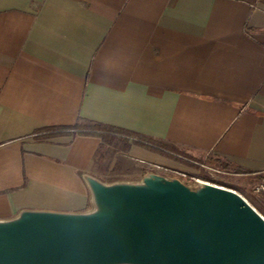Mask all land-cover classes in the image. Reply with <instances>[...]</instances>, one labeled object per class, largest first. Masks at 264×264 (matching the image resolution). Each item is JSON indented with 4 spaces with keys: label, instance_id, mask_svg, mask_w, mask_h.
<instances>
[{
    "label": "crops",
    "instance_id": "obj_1",
    "mask_svg": "<svg viewBox=\"0 0 264 264\" xmlns=\"http://www.w3.org/2000/svg\"><path fill=\"white\" fill-rule=\"evenodd\" d=\"M81 121L186 154L59 130ZM207 158L264 184V0H0V220L85 212L83 176L124 161L136 181Z\"/></svg>",
    "mask_w": 264,
    "mask_h": 264
},
{
    "label": "water",
    "instance_id": "obj_2",
    "mask_svg": "<svg viewBox=\"0 0 264 264\" xmlns=\"http://www.w3.org/2000/svg\"><path fill=\"white\" fill-rule=\"evenodd\" d=\"M83 179L85 212L0 220V264H264V217L233 190L154 172Z\"/></svg>",
    "mask_w": 264,
    "mask_h": 264
},
{
    "label": "rangeland",
    "instance_id": "obj_3",
    "mask_svg": "<svg viewBox=\"0 0 264 264\" xmlns=\"http://www.w3.org/2000/svg\"><path fill=\"white\" fill-rule=\"evenodd\" d=\"M117 159H119V162L117 164V167L121 168V165H123V158L121 156H118ZM206 162H209V159L207 158L205 160ZM202 163L203 166H199L198 170L199 172L197 174L193 175H187V174H175L172 178H177L180 179L182 182L186 184L193 183L197 180L204 181L211 183L213 185H217L220 187H224L230 190L235 191L239 195H241L247 202L248 204H251V206L262 216L264 217V203L263 197L259 194H256L254 192L255 189V184H245L243 181L239 180V178L234 177V176H228L224 173V171L214 167L213 163ZM99 165L104 168L105 164L107 163V159H101L99 157ZM124 167L122 170L120 169L118 172H121V175L114 176L110 173H105L103 176L105 181H110V180H122L125 178H131V174H134V170L136 166L134 164L128 163L124 161ZM127 170L126 172L123 173V171ZM106 172V171H105ZM171 177V176H167ZM121 178V179H118ZM264 202V201H263ZM261 205V206H260Z\"/></svg>",
    "mask_w": 264,
    "mask_h": 264
},
{
    "label": "trees",
    "instance_id": "obj_4",
    "mask_svg": "<svg viewBox=\"0 0 264 264\" xmlns=\"http://www.w3.org/2000/svg\"><path fill=\"white\" fill-rule=\"evenodd\" d=\"M59 130H77L79 132H89L90 134L93 135H97L98 137L101 138L102 142H103V147L104 145H112L114 144L115 140H120L119 138H123V137H128V138H133V144L135 145H139L142 147H145L147 149H150L152 151H156V152H161L159 149L164 150L165 152H171V153H175V154H179V155H183L186 154V151L178 148L175 145L169 144L165 141H158V140H153L150 139L148 137L139 135L137 133H133V132H129L126 130H122L119 128H115V127H111V126H107V125H103V124H99V123H83V121H81L80 123L76 124L74 127L71 128H64V129H59ZM50 130H45V134L41 135V137H39L40 139H46L48 137H50L51 135H48L47 132H49ZM52 131V130H51ZM125 151L128 150L129 148V144H128V140L126 141L125 146L123 147ZM109 150H107L108 152ZM111 153L109 154H115V150L110 151ZM209 159V158H208ZM206 162V161H204ZM206 163H213L214 167L229 173V174H239L241 173L239 170L231 167L228 165V163H224L221 160H217V159H209V162ZM113 181H117V180H110L108 181V183L113 182ZM107 182V181H104Z\"/></svg>",
    "mask_w": 264,
    "mask_h": 264
},
{
    "label": "built area",
    "instance_id": "obj_5",
    "mask_svg": "<svg viewBox=\"0 0 264 264\" xmlns=\"http://www.w3.org/2000/svg\"><path fill=\"white\" fill-rule=\"evenodd\" d=\"M208 183V182H207ZM211 184V183H210ZM254 192L256 194L261 195L264 198V184L260 183L259 185H257L254 189Z\"/></svg>",
    "mask_w": 264,
    "mask_h": 264
}]
</instances>
